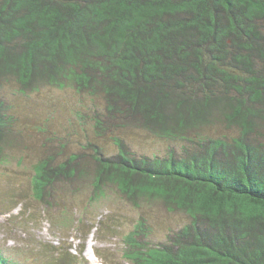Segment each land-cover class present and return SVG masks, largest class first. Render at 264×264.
Here are the masks:
<instances>
[{"label": "trees", "instance_id": "trees-1", "mask_svg": "<svg viewBox=\"0 0 264 264\" xmlns=\"http://www.w3.org/2000/svg\"><path fill=\"white\" fill-rule=\"evenodd\" d=\"M7 86L92 103L75 115L83 152L45 149L31 168L43 212L57 187L86 185L94 202L109 188L189 219L163 244L140 220L128 264H264V0H0V162L22 140ZM127 130L175 146L136 155Z\"/></svg>", "mask_w": 264, "mask_h": 264}, {"label": "rangeland", "instance_id": "rangeland-1", "mask_svg": "<svg viewBox=\"0 0 264 264\" xmlns=\"http://www.w3.org/2000/svg\"><path fill=\"white\" fill-rule=\"evenodd\" d=\"M1 93L10 100V112L17 119L14 131L17 140L18 136L22 139L5 148L0 162V256L10 264H54L55 253L73 258L69 264H128L122 239L140 220L148 226L152 244H163L170 231L189 221L184 214L167 212L158 203H141L136 208L109 188L99 202L91 201L86 185L75 192H71L73 185L57 187L50 207L43 212L29 191L31 168L45 149L47 153L62 152V156L83 152L92 136L89 125H78L75 115L85 114L92 103L70 89L46 88L24 97L7 86ZM124 138L136 155L162 156L175 146L142 131L127 130ZM97 142L107 154L115 152L112 146ZM8 208L14 209L6 214ZM69 217L73 223L65 227L57 224Z\"/></svg>", "mask_w": 264, "mask_h": 264}]
</instances>
